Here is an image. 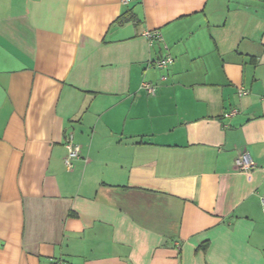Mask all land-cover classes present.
Masks as SVG:
<instances>
[{
  "label": "crops",
  "instance_id": "0c3cea01",
  "mask_svg": "<svg viewBox=\"0 0 264 264\" xmlns=\"http://www.w3.org/2000/svg\"><path fill=\"white\" fill-rule=\"evenodd\" d=\"M263 196L264 0H0V264H264Z\"/></svg>",
  "mask_w": 264,
  "mask_h": 264
},
{
  "label": "built area",
  "instance_id": "2783aa9c",
  "mask_svg": "<svg viewBox=\"0 0 264 264\" xmlns=\"http://www.w3.org/2000/svg\"><path fill=\"white\" fill-rule=\"evenodd\" d=\"M131 1L132 0H122L124 4H128ZM144 36L148 38L149 40H161V35L158 32L146 31L144 33ZM172 63H173V59L170 56L159 58L154 62L155 66L158 67L159 69H166ZM162 79H166V77H163ZM142 87L145 91H147L151 95H154L156 92L155 86L149 83H143ZM247 93L248 91L241 89L239 92V95L245 96L247 95ZM237 113H238V110L234 109L226 113V117H232L236 115ZM65 147L67 149V155L64 159L65 166L67 167L68 170H73L74 161L81 156L82 148L79 144H77L74 141L73 135H69L67 137L66 142H65ZM235 163H236L238 170L242 172L250 171L255 167V164L248 153H242L236 159ZM261 203H262L263 212H264V196L261 198ZM55 264H63V263L59 262Z\"/></svg>",
  "mask_w": 264,
  "mask_h": 264
},
{
  "label": "trees",
  "instance_id": "16d2710c",
  "mask_svg": "<svg viewBox=\"0 0 264 264\" xmlns=\"http://www.w3.org/2000/svg\"><path fill=\"white\" fill-rule=\"evenodd\" d=\"M133 19V17H131V16H128V17H125V18H121V19H119V22H126V21H130V20H132ZM60 261H57L56 263H59ZM63 263V262H62ZM65 263V262H64Z\"/></svg>",
  "mask_w": 264,
  "mask_h": 264
}]
</instances>
